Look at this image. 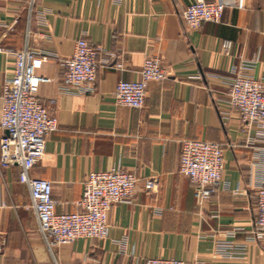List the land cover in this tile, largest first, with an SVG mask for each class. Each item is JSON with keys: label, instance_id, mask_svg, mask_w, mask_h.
Here are the masks:
<instances>
[{"label": "crops", "instance_id": "1", "mask_svg": "<svg viewBox=\"0 0 264 264\" xmlns=\"http://www.w3.org/2000/svg\"><path fill=\"white\" fill-rule=\"evenodd\" d=\"M195 2L0 0V45L58 58L44 62L37 75L50 80L38 96L59 128L30 172L52 183L55 212L78 210L91 172L121 166L141 182L157 181L151 193L139 188L133 204L112 208L107 239L50 248L27 210L31 192L21 167H0V264H146L154 258L264 264V244L251 235L257 190L264 186V142L257 126L243 124L228 105L237 72L264 77V0H239L222 23L197 30L182 18ZM82 37L105 50L93 93L62 86V63ZM149 56L160 57L170 76L149 83L143 109L116 106L117 84L139 80ZM117 61L124 70L112 69ZM14 66L13 56L0 53V96ZM4 135L0 128V141ZM185 140L225 148L223 183L201 206L194 185L179 173Z\"/></svg>", "mask_w": 264, "mask_h": 264}, {"label": "built area", "instance_id": "2", "mask_svg": "<svg viewBox=\"0 0 264 264\" xmlns=\"http://www.w3.org/2000/svg\"><path fill=\"white\" fill-rule=\"evenodd\" d=\"M36 0H32V4ZM239 0H206L185 8L182 18L187 28L197 30L205 23L220 24L227 8H238ZM105 50L82 37L76 41L71 58L64 60L65 73L62 86L67 91L93 93L97 85L98 57ZM0 53L13 56L15 66L12 76L3 85L0 96V128L5 135L0 141V167L20 166L21 182L31 192L27 210L33 211L39 221V231L50 248L70 245L82 239L105 240L109 235V213L121 203L133 204L139 188L151 193L157 181L141 182L134 173L121 166L107 171L91 172L85 179L84 191L78 210L57 214L53 199V185L45 179H35L30 172L46 155V142L50 133L59 128L57 117L39 100L41 84L50 80L37 75L44 62L57 60V56L40 55L28 50H15L0 45ZM112 69H125L122 61ZM243 69H248L243 67ZM170 76L162 59L146 58L140 79L120 81L114 92V103L119 107L143 109L150 82H161ZM228 105L236 110L243 124L259 129L264 142V77L258 78L237 72L231 79ZM55 104L54 101L51 105ZM225 148L217 143L185 140L182 144L179 173L186 176L195 187V197L201 206L210 201L223 183ZM258 216L251 231L252 240L264 244V186L257 190ZM146 264H188L179 259L154 258Z\"/></svg>", "mask_w": 264, "mask_h": 264}]
</instances>
